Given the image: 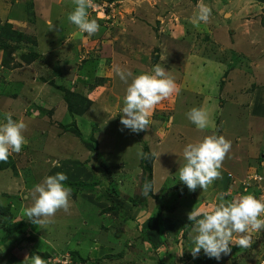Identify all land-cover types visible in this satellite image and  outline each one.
Listing matches in <instances>:
<instances>
[{"label":"rangeland","instance_id":"1","mask_svg":"<svg viewBox=\"0 0 264 264\" xmlns=\"http://www.w3.org/2000/svg\"><path fill=\"white\" fill-rule=\"evenodd\" d=\"M2 154L0 264H264V0H0Z\"/></svg>","mask_w":264,"mask_h":264},{"label":"trees","instance_id":"2","mask_svg":"<svg viewBox=\"0 0 264 264\" xmlns=\"http://www.w3.org/2000/svg\"><path fill=\"white\" fill-rule=\"evenodd\" d=\"M89 7L91 8V6H89ZM10 29H11L10 25L7 26L5 29H3V36L6 37V39L12 41V40H16V38L18 40H22L24 38L23 34H21L19 32L10 31ZM2 43H4V45L1 46V47H3L4 49H7V46H5V45H8V44H6V41H3ZM71 95H73V94H71ZM71 95L69 96L70 98L67 96V99H68L67 101H68L69 110L72 112L73 111V107L75 105V102L73 100L75 98L71 97ZM6 97H8V96H5V98ZM138 97H139L138 100H139V103H140L141 98L143 97V95L139 94ZM78 100H80V104H82L85 101H87V98L84 97V96H80ZM2 155H4V154H2ZM1 157H2V160L0 162V171L6 169V164H5L6 161H4V159H3V158H6V156L4 155V156H1ZM150 172H152V168H150ZM9 211H10L9 208H7V207H5V206L0 204V220H3V219L5 220L7 218L13 220L12 214Z\"/></svg>","mask_w":264,"mask_h":264},{"label":"crops","instance_id":"3","mask_svg":"<svg viewBox=\"0 0 264 264\" xmlns=\"http://www.w3.org/2000/svg\"><path fill=\"white\" fill-rule=\"evenodd\" d=\"M260 87V86H259ZM144 118V117H143ZM240 136L242 135V134H239ZM238 138V137H237Z\"/></svg>","mask_w":264,"mask_h":264},{"label":"clouds","instance_id":"4","mask_svg":"<svg viewBox=\"0 0 264 264\" xmlns=\"http://www.w3.org/2000/svg\"><path fill=\"white\" fill-rule=\"evenodd\" d=\"M142 99V98H141Z\"/></svg>","mask_w":264,"mask_h":264}]
</instances>
